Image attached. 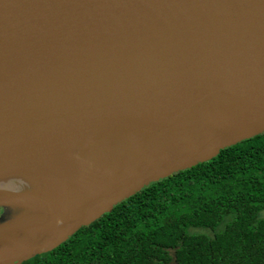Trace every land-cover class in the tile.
<instances>
[{"label":"water","instance_id":"1","mask_svg":"<svg viewBox=\"0 0 264 264\" xmlns=\"http://www.w3.org/2000/svg\"><path fill=\"white\" fill-rule=\"evenodd\" d=\"M264 134V0H0V264Z\"/></svg>","mask_w":264,"mask_h":264},{"label":"trees","instance_id":"2","mask_svg":"<svg viewBox=\"0 0 264 264\" xmlns=\"http://www.w3.org/2000/svg\"><path fill=\"white\" fill-rule=\"evenodd\" d=\"M21 264H264V134L149 185Z\"/></svg>","mask_w":264,"mask_h":264},{"label":"bare ground","instance_id":"3","mask_svg":"<svg viewBox=\"0 0 264 264\" xmlns=\"http://www.w3.org/2000/svg\"><path fill=\"white\" fill-rule=\"evenodd\" d=\"M38 178L31 173H19L0 178V192L19 193L37 186Z\"/></svg>","mask_w":264,"mask_h":264},{"label":"rangeland","instance_id":"4","mask_svg":"<svg viewBox=\"0 0 264 264\" xmlns=\"http://www.w3.org/2000/svg\"><path fill=\"white\" fill-rule=\"evenodd\" d=\"M2 215V210L0 209V216ZM0 220H2L1 218H0Z\"/></svg>","mask_w":264,"mask_h":264}]
</instances>
